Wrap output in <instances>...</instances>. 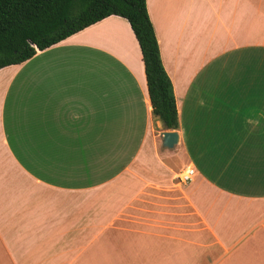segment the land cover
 Instances as JSON below:
<instances>
[{
	"label": "crops",
	"instance_id": "obj_1",
	"mask_svg": "<svg viewBox=\"0 0 264 264\" xmlns=\"http://www.w3.org/2000/svg\"><path fill=\"white\" fill-rule=\"evenodd\" d=\"M147 6L178 146L121 16L1 69L0 264H264V0Z\"/></svg>",
	"mask_w": 264,
	"mask_h": 264
},
{
	"label": "trees",
	"instance_id": "obj_2",
	"mask_svg": "<svg viewBox=\"0 0 264 264\" xmlns=\"http://www.w3.org/2000/svg\"><path fill=\"white\" fill-rule=\"evenodd\" d=\"M112 15L127 19L139 42L154 119L166 130H178L176 95L147 0H0V70Z\"/></svg>",
	"mask_w": 264,
	"mask_h": 264
},
{
	"label": "water",
	"instance_id": "obj_3",
	"mask_svg": "<svg viewBox=\"0 0 264 264\" xmlns=\"http://www.w3.org/2000/svg\"><path fill=\"white\" fill-rule=\"evenodd\" d=\"M162 144L165 148L173 149L180 141L177 130H165L161 132Z\"/></svg>",
	"mask_w": 264,
	"mask_h": 264
},
{
	"label": "built area",
	"instance_id": "obj_4",
	"mask_svg": "<svg viewBox=\"0 0 264 264\" xmlns=\"http://www.w3.org/2000/svg\"><path fill=\"white\" fill-rule=\"evenodd\" d=\"M195 173V168H193L192 166H187L178 174L177 178L180 183H189L193 180Z\"/></svg>",
	"mask_w": 264,
	"mask_h": 264
},
{
	"label": "rangeland",
	"instance_id": "obj_5",
	"mask_svg": "<svg viewBox=\"0 0 264 264\" xmlns=\"http://www.w3.org/2000/svg\"><path fill=\"white\" fill-rule=\"evenodd\" d=\"M178 145H176L173 149H175L176 147H177ZM171 151H169V153H170ZM160 153L161 154H169V153H166V151L164 150L163 151V148L162 147H160ZM174 162L176 163V164H179V165H183L184 163H186V160H185V157H183V156H178L177 158H175L174 159ZM190 183V182H189ZM183 185H184V183H182ZM186 184V183H185Z\"/></svg>",
	"mask_w": 264,
	"mask_h": 264
}]
</instances>
